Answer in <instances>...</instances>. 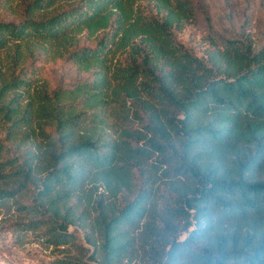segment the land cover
I'll use <instances>...</instances> for the list:
<instances>
[{
  "label": "trees",
  "instance_id": "trees-1",
  "mask_svg": "<svg viewBox=\"0 0 264 264\" xmlns=\"http://www.w3.org/2000/svg\"><path fill=\"white\" fill-rule=\"evenodd\" d=\"M60 1L31 0L16 23L3 15L15 0H0V47L40 43L24 59L16 46L0 90L27 99L21 112L0 104V211L14 209L2 229L17 246L32 234L59 250L79 228L98 264H131L136 233L149 264H264V46L210 39L197 58L173 33L194 17L191 0H148L155 17L142 0L34 17ZM41 57L87 79L30 93L45 81Z\"/></svg>",
  "mask_w": 264,
  "mask_h": 264
},
{
  "label": "rangeland",
  "instance_id": "rangeland-1",
  "mask_svg": "<svg viewBox=\"0 0 264 264\" xmlns=\"http://www.w3.org/2000/svg\"><path fill=\"white\" fill-rule=\"evenodd\" d=\"M31 0H15L13 3L14 15L5 13L4 21L18 22L22 16L23 4ZM76 0H62L56 2L53 7L41 10L35 13L34 17L47 18L57 11L63 4L72 3ZM194 6V17L187 21L181 30H174V39L185 50L192 53L199 59H205L204 51L207 48V43L210 39L217 41L239 40L249 38L256 47L264 46V0H191ZM137 11L147 17H155L156 12L153 5L148 0H142L136 4ZM88 45V44H87ZM16 46H19L18 54H21L22 59L27 56V51L40 49V43L33 41L30 43L21 41H7L4 47H0V90L7 85L11 79L10 57L16 51ZM37 67L42 66L44 80L35 82L30 86V93L44 91L45 87L50 89L63 88L72 85L76 82L87 79V76L79 73L75 68L62 61L49 62L46 58L41 57L35 64ZM141 80H138L135 85L140 90L142 85ZM46 84V86H45ZM140 94L144 97L142 89ZM25 98V97H24ZM0 104L8 105L11 102V107L21 112L26 106V100L16 98L14 92L2 91ZM126 107L133 111V108L127 102ZM137 122V121H135ZM138 123V122H137ZM137 127V126H136ZM138 128V127H137ZM5 125L3 124L0 115V138L4 136L3 132ZM139 146L145 142L143 130L139 131ZM89 192L100 193L98 188L94 191L93 188ZM14 209L8 216H5V211H0V264H51V261L57 256L82 258L86 264H98L96 260L90 259L91 253L83 252L78 248H88L84 244V235L79 228H70L69 232L74 236L76 244L66 246L59 250L43 242V240L29 234L23 238L22 244L17 246L13 243L12 235L4 231L2 228L6 217H11ZM16 214V212H15ZM13 222V220H12ZM11 222V223H12ZM10 223V222H8ZM185 235L181 236L183 239ZM137 240L134 242V254L131 258V264H149L147 251L139 244L138 234H135ZM128 263L127 260L124 263Z\"/></svg>",
  "mask_w": 264,
  "mask_h": 264
}]
</instances>
